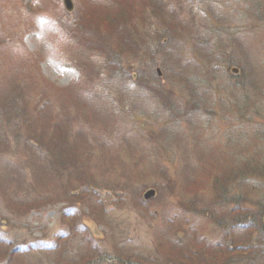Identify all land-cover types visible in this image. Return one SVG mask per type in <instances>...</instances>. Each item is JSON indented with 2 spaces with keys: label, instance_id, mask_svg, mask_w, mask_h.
Listing matches in <instances>:
<instances>
[{
  "label": "rangeland",
  "instance_id": "rangeland-1",
  "mask_svg": "<svg viewBox=\"0 0 264 264\" xmlns=\"http://www.w3.org/2000/svg\"><path fill=\"white\" fill-rule=\"evenodd\" d=\"M34 1L32 12L25 0H0V38L6 39L0 45V222L6 231H0V264L14 255L9 242L11 248L15 241H60L62 234L64 258L72 264H81L84 252L116 260L104 264L198 258L214 264L215 256L216 264H264L254 252L224 257L221 250L231 247V229L243 232L264 210V140L245 132L264 131V1L185 0L189 11H182L185 22L176 30L148 25L158 21L148 0L137 7L136 0H75L77 16L94 29L88 55L98 49L128 59L130 75L121 85L132 92L118 91L119 100L109 98L105 110L69 101L66 87L79 72L62 65L69 59L65 41L57 25L45 22L56 12L67 16L61 0L44 1L51 15L43 14V0ZM94 4L106 9L90 12ZM130 23L141 29L144 44L126 40L135 30ZM166 27L174 29L171 35ZM24 72L33 76L32 88ZM98 84L77 89L97 104ZM245 101L249 115L237 107ZM248 160L259 165L256 172L244 169ZM214 166L223 169V181L231 176L226 192L211 182ZM148 189L156 193L145 198ZM238 212L250 219L241 221ZM30 254L32 264L56 262L57 252ZM13 257L11 264L29 261Z\"/></svg>",
  "mask_w": 264,
  "mask_h": 264
},
{
  "label": "trees",
  "instance_id": "trees-1",
  "mask_svg": "<svg viewBox=\"0 0 264 264\" xmlns=\"http://www.w3.org/2000/svg\"><path fill=\"white\" fill-rule=\"evenodd\" d=\"M141 0H136L135 6L137 7V2H140ZM185 0H148V2L146 3L147 9L153 14V16L158 20L156 21V24H150L148 22H143V24H147L149 26H157L159 24H161L162 26H170L173 27L177 30L178 25L179 26H183V23L185 22L184 18L181 17L182 11L184 10L185 13H187L189 11V9L187 7H185ZM264 0H260V2H262ZM176 2L180 3L181 7L177 8L176 6ZM189 2V0H188ZM262 4V3H261ZM143 5V3L139 4L138 6L141 7ZM215 5V4H213ZM261 6V5H260ZM97 7H101V8H105L104 6H98L95 5L93 6V10H91L90 12H95ZM156 7H159L158 9ZM257 7V6H256ZM106 9V8H105ZM79 10V9H78ZM77 10V11H78ZM137 16H139V11L136 10ZM184 13V14H185ZM156 14V15H155ZM157 14H161L160 18L157 17ZM81 17H83V14L81 13L80 16H77V13H75V18H74V22L79 24L80 28L77 30L74 28V30L77 33V38L76 41L78 43V46H76V49L79 51L80 53L73 51L72 53V66L76 67V69L79 71L80 75H81V79H82V84L80 85L81 88L85 89L88 88L87 86V82H95L97 83V81H101V84H98L99 87H103L104 85V90L105 91H109L111 95H109V97L107 98V100L109 98H111L112 101L117 102L119 100L116 99L117 97H119V93L118 91H122L121 93L124 95L125 92L131 93L132 90L130 89V87L127 85L122 87V83L124 82V80H122V78L125 75H130V71H126L127 70V63H128V59H123L122 55H118V56H111L108 55V57H106L104 54H101L100 51L98 49H93V51H90V55H88V47L90 45V42L92 40V33L94 34V29H91V26L89 25L90 22L87 19H83L81 20ZM262 18H264V16H262ZM136 21L139 22V20L135 19ZM103 24H107V23H103ZM133 24V23H130ZM133 27L135 28V30L129 34H127L126 36V40L129 42H133V43H138V45H142L146 42L145 39L141 38L142 36V31L141 29H139L135 24H133ZM166 29L169 31L170 35H171V31H174V29H170L167 28ZM90 31V33H89ZM119 37V36H118ZM122 42H119V44L117 45L119 48H122V46H124V44H121ZM126 43V42H124ZM114 43H105V45H112ZM129 47V46H128ZM130 48V47H129ZM112 49V48H110ZM102 50V48H101ZM117 65L120 69L114 70L112 63ZM129 64V63H128ZM156 77V76H155ZM89 81H88V80ZM106 79V80H104ZM109 85H116V88H113L112 90L107 89L106 87ZM120 87V88H118ZM79 105H82L79 101H78ZM179 107V106H178ZM239 112H242L244 114H247L248 112V104H246V101L244 104L241 105H237ZM91 108V106H90ZM109 111V110H108ZM249 115V113L247 114ZM264 115H262L263 118ZM257 119V118H256ZM261 119V118H259ZM264 122V119H261ZM247 134L249 135L252 140L254 141H260V140H264V131L260 130V129H255V128H251L249 130L245 131ZM238 145H243L245 143H237ZM259 144V143H256ZM212 168L208 169V172H210V179L211 182L215 183L214 188L218 189V190H224V192H226V189L228 188L226 184V182L229 181V177H227L226 182L222 180V175L225 174L222 168L216 167L214 166L213 169ZM244 169H250L253 172H256L259 169V165H253L252 161L248 160V165L244 166ZM234 172H232L233 175ZM237 175V172L236 174ZM234 175V176H235ZM247 177V176H245ZM253 179H255L253 177ZM250 183L249 180L247 182V184ZM216 189L214 190L216 192ZM244 192L241 191L239 197H236L235 200H237V203L239 206H241L240 203V198H241V194H243ZM220 198V196H218ZM221 199V198H220ZM225 199V198H224ZM221 199V200H224ZM13 208V207H12ZM240 208V207H239ZM14 209V208H13ZM239 213V212H238ZM205 214V213H204ZM240 214V220L241 221H248V219H250L249 214L244 216L241 213ZM261 216H255L253 218V220L249 221L251 222V224H248V226L243 230V232H239V234H237L236 229H231V234L236 233L237 235L231 240L230 243V249L229 246H227L228 249L224 248L222 249V255H224V257L229 256L231 253H240L241 256H246L247 254H252L253 252L254 254V259H258L261 256H264V249H258L257 246L264 244V242L262 241V243L257 244L256 242H254V240L256 241H261L264 240V230H263V226L261 223ZM218 226L220 227H224L226 228L227 225L223 222H218L217 223ZM257 234V239L255 238V235ZM259 236V237H258ZM1 243H5L4 240L0 239V254L4 253L5 249L1 248ZM9 244V245H8ZM7 245V249H9L10 252H13L10 248L11 244L8 243ZM97 253H93L90 255H83L81 256V264H94V261H96V258L98 257L96 255ZM211 254V253H210ZM15 256V255H13ZM12 254H8L4 260H10L13 258ZM105 257V255H104ZM216 257V256H215ZM191 258H193L195 260V258L192 256ZM185 259L187 261L188 258L185 257ZM217 260L220 259V257H216ZM11 261V260H10ZM63 262L66 264H72L69 261H67L66 259H63ZM4 263V262H3ZM97 264V262L95 263ZM100 264V263H99ZM193 264H202L201 263V259H197V261H194ZM212 264V263H210Z\"/></svg>",
  "mask_w": 264,
  "mask_h": 264
},
{
  "label": "water",
  "instance_id": "water-1",
  "mask_svg": "<svg viewBox=\"0 0 264 264\" xmlns=\"http://www.w3.org/2000/svg\"><path fill=\"white\" fill-rule=\"evenodd\" d=\"M64 4L67 8L68 11H73L75 6L72 0H64ZM159 71V70H158ZM160 73V72H159ZM155 190H149L146 194H145V198H150L151 196L155 195Z\"/></svg>",
  "mask_w": 264,
  "mask_h": 264
},
{
  "label": "bare ground",
  "instance_id": "bare-ground-1",
  "mask_svg": "<svg viewBox=\"0 0 264 264\" xmlns=\"http://www.w3.org/2000/svg\"><path fill=\"white\" fill-rule=\"evenodd\" d=\"M207 252L210 254V251H207ZM209 262H210V260L208 261V259H201L202 264H210Z\"/></svg>",
  "mask_w": 264,
  "mask_h": 264
}]
</instances>
